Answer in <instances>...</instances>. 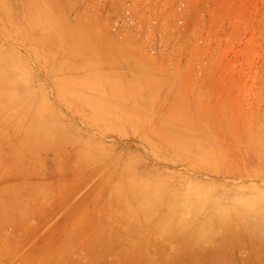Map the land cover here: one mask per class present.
Segmentation results:
<instances>
[{
  "label": "rangeland",
  "instance_id": "obj_1",
  "mask_svg": "<svg viewBox=\"0 0 264 264\" xmlns=\"http://www.w3.org/2000/svg\"><path fill=\"white\" fill-rule=\"evenodd\" d=\"M223 5L199 75L84 0H0V264H264V0Z\"/></svg>",
  "mask_w": 264,
  "mask_h": 264
},
{
  "label": "built area",
  "instance_id": "obj_2",
  "mask_svg": "<svg viewBox=\"0 0 264 264\" xmlns=\"http://www.w3.org/2000/svg\"><path fill=\"white\" fill-rule=\"evenodd\" d=\"M107 22L113 36L156 60L199 75L229 48V14L223 0H84ZM218 29V31H217ZM225 51V49H224ZM229 57L230 52H224Z\"/></svg>",
  "mask_w": 264,
  "mask_h": 264
},
{
  "label": "bare ground",
  "instance_id": "obj_3",
  "mask_svg": "<svg viewBox=\"0 0 264 264\" xmlns=\"http://www.w3.org/2000/svg\"><path fill=\"white\" fill-rule=\"evenodd\" d=\"M256 155H257V154H256ZM257 156H258V158H259V159L257 158V161H258L259 163L256 162L257 165H255V166H257V167H254V168H252L251 170H248V168H247L246 171H245V174L251 175V176H253V177L264 176V162H263V160H262L261 155H257ZM261 161H262V163H261ZM258 166H259V167H258ZM234 174H235V173H234ZM245 174H244V175H245ZM231 175H232V174H231ZM236 176H237V174H236ZM136 192H137V191H136ZM187 199H188V198H187ZM192 199H193V197H192ZM176 201H177V200H176ZM176 201H175V203L178 202V201H177V202H176ZM172 202H173V201H172ZM179 202H180V201H179ZM154 203H155V202H154ZM175 203H174V205H175ZM181 203H182V202H181ZM192 203L194 204V201H193ZM183 204H184V203H183ZM196 204H197V203H196ZM199 204H200V203H199ZM199 204H198V206H199ZM174 205H173V206H174ZM180 205H181V204H180ZM187 205L189 206V204H187ZM194 205H195V204H194ZM200 205H201V204H200ZM178 206H179V205H178ZM192 206H193V205H192ZM179 208H180V207H179ZM192 208H193V207H192ZM192 208H191V209H192ZM194 208L197 209L196 205L194 206ZM199 208H200V207H199ZM199 208H198V209H199ZM180 209H181V208H180ZM180 209H179V210H180ZM176 210H178V209H176ZM179 210H178V211H179ZM181 210H182V209H181ZM192 210H193V209H192ZM194 211H195V210H194ZM210 211H211V210H210ZM210 211H208V212L210 213ZM152 212H153V211H152ZM198 212H199V210H198L197 213H195V214L197 215ZM231 212H232V211H231ZM171 213H172V212H171ZM193 213H194V212H193ZM211 213H212V212H211ZM215 213H217L216 210H215ZM223 213L225 214V212H223ZM233 213H234V212H233ZM164 214H165V212H164ZM190 214H191V213H190ZM213 214H214V213H213ZM219 214H220V213H219ZM224 214L221 215V219H222V220H224ZM235 214H236V213H235ZM168 215H169V214H168ZM208 215H209V214H208ZM216 215H218V214H216ZM230 215H232V214H230ZM151 216H153V215L151 214ZM176 216H177V215H176ZM197 216H198V215H197ZM197 216H196V217H197ZM209 216L212 218L211 214H210ZM222 216H223V217H222ZM167 217H168V216H167ZM226 217H227V215H226ZM228 217L230 218L231 216H228ZM233 217H235V215H234ZM191 218H192V217H191ZM191 218H189V220H190ZM204 218H207V217H204ZM214 218H215V217H214ZM231 218H232V217H231ZM231 218H230V219H231ZM192 219H193V218H192ZM209 219H210V218H209ZM212 219H213V218H212ZM216 219H217V218H216ZM219 219H220V217H219ZM219 219H218V220H219ZM226 219H227V218H226ZM232 219H233V218H232ZM201 220H203V219H201ZM207 220H208V219H207ZM210 220H211V219H210ZM218 220H217V223H219ZM222 220H221V221H222ZM174 221H175V220H174ZM190 221H191V220H190ZM190 221H187V222L189 223ZM203 221H204V220H203ZM211 221H212V220H211ZM211 221H210V222H211ZM213 221H214V219H213ZM221 221H220V222H221ZM233 221H234V220H233ZM243 221H244V220H243ZM198 222H200V221H198ZM198 222H197V223H198ZM214 222H215V224H216V221H214ZM224 222H227V223H228L229 220H228V221H227V220H224ZM224 222H223V223H224ZM231 222H232V221H231ZM241 222H242V221H241ZM246 222H247V221H246ZM246 222L244 221V223H246ZM173 223H174V222H173ZM238 223H239V222H238ZM201 224H202V223H201ZM207 224L209 225V222H207ZM210 224H214V223H210ZM215 224H214V225H215ZM219 224H220V223H219ZM221 224H222V223H221ZM229 224L231 225V223H229ZM229 224H228V225H229ZM241 224H242V223H241ZM145 225H146V224H145ZM196 225H197V226H193V227H198V225H200V224H196ZM204 225H205V224H204ZM204 225H203V226H204ZM222 225H224V224H222ZM239 225H240V224H239ZM243 225H244V224H243ZM245 225H246V224H245ZM136 226H137V225H136ZM143 226H144V225H143ZM205 226H207V225H205ZM217 226H218V225H217ZM219 226H221V225H219ZM237 226H238V225H237ZM241 226H242V225H241ZM246 226H247V225H246ZM201 227H202V226H201ZM222 227H223V226H222ZM222 227H221V228H222ZM242 227L245 229L244 226H242ZM242 227H240V228H242ZM250 227L252 228V226H249V228H250ZM257 227H259V226L257 225ZM207 228H208V227H207ZM176 229H177V228H176ZM192 229H193V228H192ZM200 229H201V228H200ZM200 229H197V228H196L195 230H200ZM203 229H204V228H203ZM208 229H209V228H208ZM212 229H213V228H212ZM214 229H215V227H214ZM246 229H247V227H246ZM190 230H191V228L189 229V231H190ZM216 230H218V229H216ZM252 230H253V229H252ZM252 230H251V231H252ZM154 231H155V230H154ZM176 231H179V230H176ZM182 231H183V229H182ZM187 231H188V230H187ZM187 231H186V232H187ZM189 231H188V233H189ZM248 231H249V230H248ZM254 231H255V230H253V232H254ZM200 232H201V230H200ZM204 232H205V230H204ZM214 232H215V231H214ZM249 232H250V231H249ZM191 233L193 234V232H191ZM196 233H197V232H196ZM209 233H211V232H209ZM175 234H176V232H175ZM178 234H179V233H178ZM185 234H186V233H185ZM198 234L200 235L199 231H198L197 235H198ZM202 234H203V233H202ZM212 234H213V233H212ZM212 234L210 235V237L212 236ZM176 235H177V234H176ZM176 235H175V236H176ZM199 235H198V236H199ZM206 235H209V234H206ZM187 236H188V235H187ZM189 237H190V236H189ZM200 237H201V236H200ZM200 237H199V238H200ZM199 238H198V239H199ZM202 238H203V236H202ZM205 238H206V237H205ZM194 239H195V240H198V239H196V237H195ZM199 240H200V239H199ZM203 240H205V239H203ZM200 241H201V240H200Z\"/></svg>",
  "mask_w": 264,
  "mask_h": 264
}]
</instances>
